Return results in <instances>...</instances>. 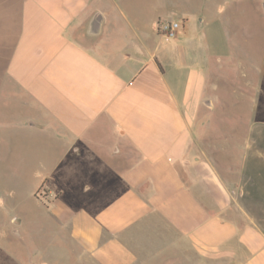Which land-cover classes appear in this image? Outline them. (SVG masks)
<instances>
[{
	"label": "crops",
	"instance_id": "crops-1",
	"mask_svg": "<svg viewBox=\"0 0 264 264\" xmlns=\"http://www.w3.org/2000/svg\"><path fill=\"white\" fill-rule=\"evenodd\" d=\"M204 2L161 38L174 0H0V264H264V120Z\"/></svg>",
	"mask_w": 264,
	"mask_h": 264
},
{
	"label": "rangeland",
	"instance_id": "rangeland-1",
	"mask_svg": "<svg viewBox=\"0 0 264 264\" xmlns=\"http://www.w3.org/2000/svg\"><path fill=\"white\" fill-rule=\"evenodd\" d=\"M175 3H172L171 9H169L167 13L162 14L157 18L160 21H171L175 20L179 24V29L182 30V28L187 25V21L194 19V17L190 16H184L181 18L180 11L183 10H189L191 12H196L197 8L200 4H203L205 0H191L189 2H186L184 0H174ZM264 4V0H232V3H230V0H209V2H204L205 11H209L208 14L209 17H212V20L214 22H220L223 26L225 35H228V37L232 38V45L230 48H232V51L234 54L238 57L237 60H244L245 65L241 66V63L238 61L236 62V68L237 72H240V76L238 75V78H236L232 83L234 86H241L245 83L246 78H243V71L244 68L248 70V81L245 83V86L249 89L251 92H255L257 97H254L252 99V102H254L252 109V116L255 121L264 120V5L263 8L261 4ZM258 5H261V13H257ZM220 8V9H219ZM223 10V12H220V15H218L219 12L216 10ZM204 11V12H205ZM203 15V14H202ZM147 17V16H146ZM144 17L142 19V25L146 26L147 24V18ZM201 16H199L200 18ZM263 17L261 20L260 18ZM156 19V18H155ZM157 19L155 20L154 27H152L155 30L154 34L157 36L156 27H157ZM197 20V18L195 19ZM188 26H186L187 28ZM223 36V33L220 35V37ZM253 71V79H252V73ZM260 78L263 80L262 85L260 86V90L258 89V86L253 83L250 79L255 81V79ZM232 86V84H230ZM213 87V84L210 83V88ZM218 87L221 89V93L223 94V87L221 86V83H219ZM260 98V99H259ZM227 101V100H226ZM229 104V103H228ZM232 111L236 113V110L234 109L233 105H231ZM225 107L220 108L223 116V111ZM240 112V110H237ZM238 112V114H239ZM233 113V118L237 115ZM245 114V110L242 112ZM221 133H224L223 129H221ZM264 166V163L262 164ZM45 169L40 170H31L29 172V181L27 184H22L17 187L16 195H14L12 202L17 203L21 201L24 203V207L29 209L30 214L28 218V226L30 228H33L35 225V219L37 217V214L34 212V203L29 199V196L33 193V191L36 189V186L39 185L40 180H43V175L45 172H47ZM48 174V172L46 173ZM12 173L6 172L5 164H2L0 166V176L1 178L5 179L7 182H16L14 176ZM45 177V176H44ZM22 182H19L21 184ZM39 192L37 197L42 201V203L45 206H48L47 203L43 200V193L45 190L43 188H40L38 190ZM38 213V212H37ZM40 213V212H39ZM47 222L46 219L44 221ZM40 223V222H39ZM11 222H8L6 220H0V227L3 225L4 228H9ZM13 227H16L15 224H13ZM17 225V223H16ZM19 227V225L17 226ZM3 240V239H2ZM5 240V239H4Z\"/></svg>",
	"mask_w": 264,
	"mask_h": 264
},
{
	"label": "built area",
	"instance_id": "built-area-1",
	"mask_svg": "<svg viewBox=\"0 0 264 264\" xmlns=\"http://www.w3.org/2000/svg\"><path fill=\"white\" fill-rule=\"evenodd\" d=\"M156 24H157L156 27L157 36L161 38H171L175 36L177 30L179 29V24L175 20H171V21L157 20Z\"/></svg>",
	"mask_w": 264,
	"mask_h": 264
}]
</instances>
